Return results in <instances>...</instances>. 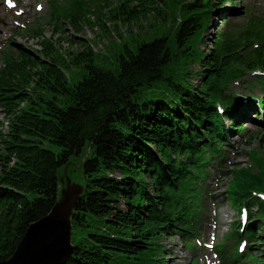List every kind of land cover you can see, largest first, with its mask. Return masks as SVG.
I'll list each match as a JSON object with an SVG mask.
<instances>
[{
    "label": "trees",
    "instance_id": "trees-1",
    "mask_svg": "<svg viewBox=\"0 0 264 264\" xmlns=\"http://www.w3.org/2000/svg\"><path fill=\"white\" fill-rule=\"evenodd\" d=\"M104 2L108 12L102 18L97 15L103 8L90 19L87 7H78L60 20L77 33L97 26L105 36L106 21L116 31L119 23L141 24L144 32L126 34L133 50L121 43L117 73L95 66L87 40L75 41L78 49L65 56L46 41L41 50L17 45L16 54L3 57L0 108L7 128L0 131V262L12 256L29 225L54 206L58 171L88 148L82 164L86 189L72 218L73 253L64 264H164L161 238L188 229L186 195L200 155L227 135L215 104L232 107L225 94L229 80L264 68V20L240 32L218 31L209 44L204 41L212 11L227 2L236 6L235 0ZM145 35L152 41H143ZM253 42L259 44L255 49ZM71 67L82 73L74 85L64 74ZM193 76L201 77L197 88ZM251 161L250 167L232 170L230 197L235 207L246 202L256 209L250 227L263 229L258 240L264 258V224L258 219L264 205L250 195V190L264 191L261 138Z\"/></svg>",
    "mask_w": 264,
    "mask_h": 264
},
{
    "label": "rangeland",
    "instance_id": "rangeland-1",
    "mask_svg": "<svg viewBox=\"0 0 264 264\" xmlns=\"http://www.w3.org/2000/svg\"><path fill=\"white\" fill-rule=\"evenodd\" d=\"M99 0H91L89 2V9L91 12L98 14V9L103 8L99 14L98 17L102 18L103 13L108 12V8L102 1ZM237 2L236 7H231L229 3H226L225 7L222 10L214 11L212 14V19L210 21L209 29L204 35V41L210 42L211 37L214 36V34L217 31L220 30H239L242 25L245 23V16H243L245 9L244 5L246 3L251 4L253 3V0H239ZM114 0H110L107 4L109 6L115 5ZM101 7H99V6ZM264 6V1H263ZM241 7V8H240ZM241 9V10H240ZM259 8L255 10V12H258ZM221 12V13H220ZM254 12V13H255ZM92 15V14H90ZM95 17V16H90ZM43 13L40 15H35V20L43 19ZM106 21V17H103ZM46 20V19H45ZM39 21L38 27L40 30L39 32H42V37H34L33 35L28 34L27 32H22L20 37L18 36L15 41L18 45H22L25 48H29L31 50H40L41 46L40 43L51 41L54 46L60 51L59 53L62 56L67 55L70 52H73L78 49V46L75 41L78 42V40H87L89 41L88 44L93 52L97 53L95 57V66L98 68L105 69L107 71L117 73L118 72V65L116 63V57L119 54H123L124 50L121 45L122 41L124 42V45H127L130 50H133L134 43L131 38H128L126 36L129 31L132 33V36L134 34H140L141 32H144L143 30L139 29L137 24L135 26L131 25L130 27H125L119 23L117 24L118 30L116 31L113 29L114 24H111L110 22L106 21V27L109 31V36H105L104 33H101L100 28L97 26H94L93 29L85 28L82 32H76L71 26L68 24L61 25L56 32H54L52 25H49L47 22ZM103 20V23H104ZM142 24H145V21H142ZM148 31V30H146ZM118 32L122 34V37L118 35ZM131 37V36H130ZM122 38V39H121ZM145 42L152 41V38L150 35H145L141 38ZM73 40V41H72ZM72 41V43H71ZM200 47L203 50H206L204 43L200 45ZM99 54V55H98ZM3 66V63L1 62V54H0V68ZM192 69L193 72L197 71V66L193 65ZM64 74L68 80V83L70 85L76 84L78 81L82 79V73L80 71V68L78 67H71L70 69H65ZM201 83V77L200 76H194V88L199 87ZM254 86V90H250L248 87H246L244 84L241 87L237 86H231L233 91L236 94H241L239 97L242 99L246 98H260L261 92L259 89V86L255 84L254 81L250 82ZM161 84H158L157 87H160ZM156 87V88H157ZM162 92V91H158ZM164 93V91H163ZM143 95L137 96V101L139 103L143 100ZM147 97V96H146ZM144 97V98H146ZM165 100L169 101L170 98L165 96ZM247 109V108H246ZM250 110V109H249ZM252 119V117H251ZM250 121V120H249ZM249 121H243L242 123H247L246 126H244V129L246 130H254V128L249 124ZM7 128V121L6 116L3 113L2 109L0 108V131L6 132ZM230 139V146L233 147V149L230 148V150H234V155L229 152V156H227V160L229 161V164H245L249 163V152L253 148H257L258 143L255 141L250 146L248 145L246 148H243L242 150L238 149V144L241 141L240 138H238L235 134H233L232 138ZM49 150H51L54 153H58L59 149L54 146H46ZM226 151V152H227ZM1 152V151H0ZM81 158L79 157H73L70 160L69 163V169L71 170L69 176L73 183L75 184H83L84 179L82 176V167H81ZM229 171V170H228ZM115 177H119L118 173L114 174ZM230 178L227 177L220 181V184L215 187V185H212V189H216V195L217 200L219 202L220 212L221 215H219L220 221H219V236L226 235L230 230V224L234 221H236V214L237 211L233 209L230 205V201L225 196V191L228 187ZM122 205V203H120ZM219 239V237H218ZM163 245L166 248V264H189L192 254H189L185 252L182 249L180 241L177 239V237H174L172 239H163L162 240ZM257 251L258 248L256 247Z\"/></svg>",
    "mask_w": 264,
    "mask_h": 264
},
{
    "label": "water",
    "instance_id": "water-1",
    "mask_svg": "<svg viewBox=\"0 0 264 264\" xmlns=\"http://www.w3.org/2000/svg\"><path fill=\"white\" fill-rule=\"evenodd\" d=\"M69 163L57 173V200L50 212L29 225L12 256L0 264H64L69 260L75 205L86 189L71 181Z\"/></svg>",
    "mask_w": 264,
    "mask_h": 264
},
{
    "label": "snow or ice",
    "instance_id": "snow-or-ice-1",
    "mask_svg": "<svg viewBox=\"0 0 264 264\" xmlns=\"http://www.w3.org/2000/svg\"><path fill=\"white\" fill-rule=\"evenodd\" d=\"M8 3H10V4H11V0H8Z\"/></svg>",
    "mask_w": 264,
    "mask_h": 264
},
{
    "label": "bare ground",
    "instance_id": "bare-ground-1",
    "mask_svg": "<svg viewBox=\"0 0 264 264\" xmlns=\"http://www.w3.org/2000/svg\"><path fill=\"white\" fill-rule=\"evenodd\" d=\"M234 7H236V6H234ZM80 158V157H79ZM80 201V200H79ZM56 203V202H55ZM77 205V204H76ZM76 205H75V207H76ZM222 216V215H221Z\"/></svg>",
    "mask_w": 264,
    "mask_h": 264
}]
</instances>
